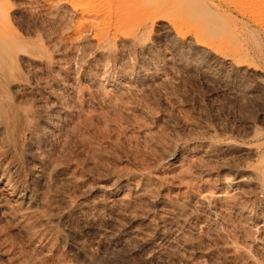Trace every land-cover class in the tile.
<instances>
[{"label":"rangeland","instance_id":"rangeland-1","mask_svg":"<svg viewBox=\"0 0 264 264\" xmlns=\"http://www.w3.org/2000/svg\"><path fill=\"white\" fill-rule=\"evenodd\" d=\"M154 1L116 30L120 0H0L9 79L0 99L22 125L14 124L18 134L0 128V187L24 182L33 167L46 170L37 181L42 187L35 185L42 203L29 209L13 196L0 207V264H264V12H250L247 0H188L204 2L211 19L222 21L223 36L237 46L230 51L246 68L236 74L209 67L151 27L164 15L172 32L190 29L194 22L182 15L187 0H157L164 6L155 14ZM81 8L95 15L80 17ZM146 21L150 26H141ZM133 33L144 34L150 47L129 46L124 37ZM17 82L28 85L26 100ZM37 121L44 133L31 126ZM27 132L43 139L31 134L28 145ZM228 142L235 148L219 154ZM124 178L130 186L121 185ZM142 185L152 188L140 193ZM162 216L172 221L156 223Z\"/></svg>","mask_w":264,"mask_h":264},{"label":"bare ground","instance_id":"bare-ground-1","mask_svg":"<svg viewBox=\"0 0 264 264\" xmlns=\"http://www.w3.org/2000/svg\"><path fill=\"white\" fill-rule=\"evenodd\" d=\"M81 1V0H80ZM93 1V0H92ZM115 1V0H114ZM149 0H120V2H119V6H118V9H119V11H120V14H121V17H120V19L118 20V22H116V26H115V28L114 29H116V30H120V28H121V26L125 23V21L129 18V15L131 14V13H133L135 10H138L139 8H143V9H145V6L146 5H150V2H148ZM159 1V0H158ZM176 1V0H175ZM174 1V2H175ZM178 1V0H177ZM186 1V0H185ZM190 1H193V0H190ZM198 1V0H197ZM197 1H195L196 3H192V2H189L188 0H187V2H189L190 4L189 5H186L185 6V8L183 7V6H181L182 8H184V9H182V15L183 16H185L186 18H188V19H190L191 20V22L193 23L194 22V24L193 25H191V27H190V29H188V30H185L184 32H181V30H177V32L176 33H174V32H172L173 30V28L171 29V24L169 25V22L166 20V18H165V16L164 15H161V17L159 16V18H157L156 20H153V22L154 23H152V25H151V27L153 28V26H155V29H156V31H158L159 33H163L164 34V36L165 35H170L171 37H172V39L171 40H174V42H180V46H179V44H178V46H179V48L181 47V48H187V49H189L188 51L190 52H192V54L196 57V56H198V57H201V59L203 58L204 59V62L207 64V65H209V67H210V65H212V64H214L215 66H218L219 68H220V70H222V71H232L233 73H236V74H238V73H240V72H244L245 70H246V68H244V65H242L241 63H240V61L238 60V57L236 56V54H235V52H231L234 48H236L235 46H234V44H233V41H232V39H229V38H227V37H224L223 36V34H224V32L225 31H223V29H222V27L224 26V25H222V26H220L221 24H223V23H221L222 21H220L219 22V24L217 23V18L213 21L212 19H211V15H213L212 13H213V9H211L212 10V12H211V10H210V7L208 8V10L207 9H204L203 8V3L201 4V6H199L198 4H200V3H198ZM200 1H203V0H200ZM248 2H247V8H248V10L250 11V12H252V13H254V12H256V10L258 9V10H260V11H262V12H264V0H247ZM89 2V1H88ZM155 2H156V4H157V0H155L154 1V7H151L152 9V12L155 14V13H158L162 8H163V6H164V4H159L158 6H156L155 5ZM172 2V1H171ZM178 2H180V1H178ZM194 2V1H193ZM81 3V2H80ZM86 3V2H85ZM96 3V2H95ZM97 3H98V1H97ZM173 3V2H172ZM171 3V4H172ZM181 3V2H180ZM183 3V2H182ZM89 4V3H88ZM87 4V5H88ZM105 4V3H104ZM176 4H178L177 2H176ZM184 4H186V3H184ZM89 5H92L91 3L89 4ZM152 5V4H151ZM84 6V5H83ZM95 6V5H94ZM97 6V5H96ZM100 6V5H99ZM178 6V5H177ZM180 6V5H179ZM62 7V6H61ZM90 7H92V6H90ZM103 7V6H102ZM171 7V6H170ZM174 7V9H175V6H173ZM86 8V7H85ZM149 9H150V6L148 7ZM169 8V7H168ZM172 8V7H171ZM177 8V7H176ZM91 9V8H90ZM94 9V8H93ZM98 9V8H97ZM203 11H202V10ZM68 10V9H67ZM95 10H96V8H95ZM94 10V11H95ZM111 10V9H110ZM109 10V11H110ZM142 10V9H141ZM205 10V11H204ZM100 11V10H99ZM149 12V11H148ZM166 12H168V11H166ZM211 12V13H210ZM87 13H91L90 12V10L88 9V10H86V9H84V8H81V9H79V14H80V17H83V18H86L85 17V14H87ZM98 14V13H97ZM102 14V13H101ZM204 14H206V15H209V14H211V15H209V17L207 16H205ZM93 15H95L94 13L92 14V16ZM108 15V14H107ZM106 15V16H107ZM204 15V16H203ZM216 15V14H215ZM87 16V15H86ZM90 16H91V14H90ZM91 16V17H92ZM104 15H102V17H103ZM89 17V16H88ZM212 17H214V16H212ZM216 17H218L217 15H216ZM151 18V17H150ZM180 18V17H179ZM207 18V19H206ZM209 18V19H208ZM215 18V17H214ZM213 18V19H214ZM147 19V18H146ZM152 19V18H151ZM170 19V18H169ZM187 19V20H188ZM212 21H211V20ZM219 19V18H218ZM87 20H88V18H87ZM108 20V19H107ZM184 20V19H183ZM186 20V21H187ZM190 20H189V22H190ZM89 22L91 21V20H88ZM93 21H95V20H93L92 19V22ZM117 21V20H116ZM172 21V20H171ZM179 21V20H178ZM185 21V20H184ZM219 21V20H218ZM78 22V21H77ZM89 22H88V24H89ZM141 22H143V20H141ZM140 22V23H141ZM147 22L148 21H146V25H143L142 23V25L141 26H148L147 25ZM188 22V21H187ZM252 22H254V21H252ZM94 23V22H93ZM192 23H190V24H192ZM90 24H92V23H90ZM95 24H97V22H95ZM99 24V23H98ZM126 24V23H125ZM145 24V23H144ZM99 25H102V24H99ZM96 26V25H95ZM150 26V25H149ZM96 27H98V26H96ZM95 27V28H96ZM139 27V26H138ZM225 27V26H224ZM111 28V27H110ZM142 28V27H141ZM98 29L99 28H97L96 30L98 31ZM139 29V28H138ZM149 29V28H148ZM151 29V28H150ZM154 29V28H153ZM102 30V29H101ZM135 30V29H134ZM107 31V30H106ZM115 31V30H114ZM139 31V30H138ZM145 31L147 32V30L145 29ZM152 31V30H151ZM151 31H149V32H151ZM111 32V31H110ZM129 32V31H128ZM127 32V33H128ZM131 32H133L132 30H131ZM157 32V33H158ZM126 33V34H127ZM130 33V32H129ZM137 33V32H136ZM106 34H107V32H106ZM131 34V33H130ZM140 34V33H139ZM136 35V34H132V36L131 35H128V37L126 36V37H124L125 38V40H127L128 41V44H129V46L130 45H134V44H136L137 43V45H139L141 48H146L147 49V47L149 46L150 47V45H151V43L150 42H147L146 40H145V38H143V36L142 35H144V34H141V35ZM150 33H148V35H149ZM154 34V33H153ZM152 34V35H153ZM147 35V36H148ZM170 36H168L169 38H170ZM121 37H123L122 35L120 36V39H121ZM150 36H148V38L146 37V39H150L149 38ZM155 37V36H154ZM165 37H167V36H165ZM124 38H122V39H124ZM151 40V39H150ZM153 40V39H152ZM158 40V39H157ZM241 40V39H240ZM153 42V41H152ZM167 42V41H166ZM173 42V41H172ZM171 42V43H172ZM105 43V42H104ZM122 43V42H121ZM120 43V44H121ZM150 44V45H149ZM6 41H1L0 40V85H1V87L3 86V82H5L6 80H9V79H7L6 78V80H4L5 79V77H6ZM122 45V44H121ZM123 46V45H122ZM128 46V45H127ZM129 46H128V48H129ZM139 47V48H140ZM174 47V46H173ZM17 49H16V51L18 50V48L19 47H16ZM127 48V49H128ZM137 48H138V46H137ZM169 48H171V46L169 47ZM180 48V49H181ZM135 49V48H134ZM186 49V50H187ZM19 50H21V49H19ZM18 50V51H19ZM30 50V49H29ZM138 50V49H137ZM136 50V51H137ZM184 50V49H183ZM231 50V51H230ZM15 51V52H16ZM33 51V50H32ZM124 51V50H123ZM140 52H142V50H139ZM144 51V50H143ZM149 51H150V49H149ZM179 51H181V50H179ZM187 51V52H188ZM147 52V51H146ZM131 53V52H130ZM185 53V52H184ZM110 54V53H109ZM176 55H177V57L180 59L181 58V54H180V52H176L175 53ZM116 55V54H115ZM156 55V54H155ZM21 56V55H20ZM158 56V55H157ZM175 56V55H174ZM193 56V57H194ZM152 57V56H151ZM185 57H186V54H185ZM175 58V57H174ZM186 58H188V57H186ZM128 59V58H127ZM126 59V60H127ZM130 59V58H129ZM194 58H192L191 60H193ZM202 59V60H203ZM132 60V59H131ZM188 60V59H187ZM195 60V59H194ZM179 61V60H178ZM180 61H181V59H180ZM130 62V61H129ZM171 62V61H170ZM177 62V61H176ZM184 62V61H183ZM182 62V63H183ZM188 62V61H187ZM203 62V61H202ZM122 63V62H121ZM188 63H191L190 61L188 62ZM41 65V64H40ZM213 65V66H214ZM173 67V66H172ZM180 68V67H179ZM208 68V67H207ZM129 69V68H128ZM192 69V68H191ZM202 70V69H201ZM162 71V70H161ZM191 71V70H190ZM210 71V70H209ZM213 71V70H212ZM157 72V71H156ZM187 72V71H186ZM188 73V72H187ZM212 73V72H211ZM15 74V73H14ZM149 74V73H148ZM228 75V74H227ZM21 76V75H20ZM218 76V75H217ZM149 77V76H148ZM207 77V76H206ZM238 78V77H237ZM241 78H243V77H241ZM11 79V78H10ZM141 79V78H140ZM214 80V79H213ZM240 80V79H239ZM242 80V79H241ZM11 81V80H10ZM9 81V82H10ZM15 81V80H14ZM153 81V80H152ZM244 81V80H243ZM249 81V80H248ZM243 84V83H242ZM14 85H15V90L17 89V90H19V91H22V95H23V100H26L25 98H27L28 96H29V93H28V85L26 84V83H24V82H17V83H14ZM241 85V84H240ZM243 86H244V84H243ZM6 89V88H5ZM258 89V88H257ZM240 91V90H239ZM19 95V94H18ZM257 95V94H256ZM20 96V95H19ZM41 96V95H40ZM255 96V95H254ZM0 97H1V95H0ZM22 97V96H21ZM20 97V98H21ZM248 97V96H247ZM19 98V97H18ZM21 99V100H22ZM17 101V100H16ZM39 105V104H38ZM23 106V105H22ZM15 107V106H14ZM39 107V106H38ZM22 111V110H21ZM14 112H15V110L12 108V107H9V106H7L6 104H4L2 101H1V99H0V128H2V130H3V132L5 131L6 132V130L8 129H6V127L7 126H10V128L11 129H13V128H15L14 127V124H16V123H14V121L16 120V119H14L15 117H14ZM19 114H21L20 112H18ZM17 113V114H18ZM46 113V112H45ZM23 114V113H22ZM29 114V113H28ZM39 114H40V112H39ZM253 114V113H252ZM23 115H25V113L23 114ZM30 115V114H29ZM19 116L22 118V116L21 115H18V117L17 118H19ZM54 116V115H53ZM38 119H39V117H38ZM54 119V118H53ZM53 119H52V121H53ZM32 120V119H31ZM20 121V120H19ZM55 121V120H54ZM38 122V121H37ZM32 123L31 124V126H35L38 130H39V127L41 126V125H39V122L38 123ZM51 122V121H50ZM50 122H47V123H50ZM19 124H20V122H18ZM17 123V124H18ZM23 123V122H22ZM27 123V122H26ZM25 122H24V124H26ZM51 123H53V122H51ZM50 123V124H51ZM16 124V125H17ZM18 124V125H19ZM42 124V123H41ZM45 125V124H44ZM44 125H42V126H44ZM47 125V124H46ZM55 125V124H54ZM22 125L20 124V126H19V128L17 127L16 128V130H18V129H21L20 127H21ZM25 126V125H24ZM28 126V125H27ZM41 126V127H42ZM30 127V126H29ZM34 127V128H35ZM51 127V126H50ZM57 127V126H56ZM35 128V129H36ZM47 128V127H46ZM24 129V128H23ZM36 129V130H37ZM42 129H43V127H42ZM41 129V130H42ZM45 129V128H44ZM43 129V130H44ZM48 129V128H47ZM54 129V128H53ZM246 129V128H245ZM2 130L0 129V136H5V135H1V134H3V133H1L2 132ZM14 131H15V129H13ZM29 130V129H28ZM50 130V129H49ZM9 131V130H8ZM32 131V130H31ZM40 131V130H39ZM52 131V130H51ZM197 131V130H196ZM16 132V134H18L17 133V131H15ZM36 132V131H35ZM38 132V131H37ZM36 132V133H37ZM41 133L43 132V131H40ZM40 132H38V133H40ZM46 132V131H45ZM28 133V132H27ZM44 133V132H43ZM73 133V132H72ZM246 133V132H245ZM248 133H250L249 131H248ZM259 133H260V131H259ZM262 133V132H261ZM32 133H28L27 135H28V139L30 140H28L29 142H28V145H30V144H32L33 143V141L32 140H34L36 137L38 138V137H40L39 138V141H41L40 139H43L42 137H41V135L40 136H37L36 135V137H35V133H33L34 134V137L31 135ZM67 134V133H66ZM204 134V133H203ZM11 135V134H10ZM9 135V136H10ZM14 135V134H13ZM44 135V134H43ZM209 135V134H208ZM258 134L256 133V131H254L253 132V137L254 136H257ZM18 136V135H17ZM56 136V135H55ZM261 136H262V134H261ZM33 137V138H32ZM260 137V136H259ZM258 137V138H259ZM3 139H5L4 137H2ZM2 138H0V139H2ZM10 138V137H9ZM21 138H22V136H21ZM32 139V140H31ZM261 139V138H260ZM6 140V139H5ZM14 140V139H13ZM18 140H19V138H18ZM18 140H16V141H18ZM21 140V139H20ZM27 140V139H26ZM37 140V139H36ZM35 140V141H36ZM8 141H9V139H8ZM50 142V141H49ZM6 143V142H5ZM8 143V142H7ZM10 143V142H9ZM27 143V141L26 142H24V144L25 145H27L26 144ZM19 144V143H18ZM23 144V145H24ZM7 145V144H6ZM42 145V144H41ZM209 145V144H208ZM212 145V144H211ZM198 146V145H197ZM196 146V147H197ZM201 146V145H200ZM212 146H214V145H212ZM45 147V146H44ZM199 147V146H198ZM197 147V148H198ZM211 147V146H210ZM210 147L209 148H207V149H210ZM218 146H216V148H217ZM234 146H233V144H231L230 142H228V143H226L225 145H223V146H220V148H219V152L217 151V150H214L213 151V153H215V151H217L219 154L220 153H228L230 150H232V148H233ZM31 148V147H30ZM37 148V147H36ZM191 148V147H190ZM201 148V147H200ZM199 148V149H200ZM212 149H214L213 147H211ZM235 148V147H234ZM25 149H27V148H25ZM24 149V150H25ZM57 149V148H56ZM94 149V148H93ZM194 149H196V148H194ZM202 149L203 148H201V151H202ZM206 151H208L207 149H206V147L204 148ZM218 149V148H217ZM243 149H246L247 150V152H249L248 154L249 155H254L255 153H256V149H254V148H243ZM242 149V150H243ZM42 150V149H41ZM211 150V149H210ZM246 150H244V152L246 151ZM13 151V150H12ZM49 151V150H48ZM59 151V150H58ZM198 151V150H197ZM204 151V150H203ZM205 151V152H206ZM200 152V151H199ZM198 152V153H199ZM205 152H203V153H205ZM12 153V152H11ZM14 153V152H13ZM201 153V152H200ZM202 153V154H203ZM211 153V152H210ZM212 153V154H213ZM1 154H2V152H1ZM41 154V153H40ZM39 154V155H40ZM46 154V153H45ZM92 154V153H91ZM184 154V153H183ZM192 154V153H191ZM201 154V155H202ZM258 154V153H257ZM204 155V154H203ZM209 155V154H208ZM7 156V155H6ZM189 156V155H188ZM200 156V155H199ZM209 156H211V155H209ZM40 157V156H39ZM85 157V156H84ZM198 157V156H197ZM197 157H196V159H197ZM93 158V157H92ZM185 158V157H184ZM190 158H194V157H190ZM200 158H202V156H200ZM227 158V157H226ZM90 159V158H89ZM88 159V160H89ZM94 159V158H93ZM101 159V158H100ZM180 159V158H179ZM186 159V158H185ZM218 159H219V157H218ZM28 160V159H27ZM87 160V161H88ZM91 160V159H90ZM198 161L200 160V159H197ZM197 160H195V161H197ZM202 160V159H201ZM217 160V159H216ZM56 161H57V159H56ZM86 161V162H87ZM179 161V160H178ZM40 162V161H39ZM41 162H42V160H41ZM59 162V161H58ZM262 162V161H261ZM43 163V162H42ZM46 163V162H45ZM177 163V162H176ZM179 163V162H178ZM27 164H29V163H27ZM39 163H37V164H35V165H38ZM52 164V163H51ZM61 164V163H60ZM174 164V163H173ZM185 164V163H184ZM189 164V163H188ZM192 164V163H191ZM202 164V163H201ZM40 165H43V164H40ZM44 165H46V164H44ZM43 165V166H44ZM55 165H56V163H55ZM59 165V164H58ZM95 165V164H94ZM113 165V164H112ZM180 164H178V166H179ZM183 165V164H182ZM181 165V166H182ZM197 165V164H196ZM195 165V166H196ZM226 165V164H225ZM256 165V164H255ZM28 166V165H27ZM31 166V165H30ZM47 166V165H46ZM48 166H49V164H48ZM106 166V165H105ZM176 166V165H175ZM180 166V167H181ZM185 165H183L182 167H184ZM192 166V168H193V165H189V167H191ZM194 166V167H195ZM264 166V165H263ZM4 167V166H3ZM2 167V168H3ZM39 167H41V166H39ZM45 167V166H44ZM51 167V166H50ZM55 167V166H54ZM112 167V166H111ZM174 167V166H173ZM189 167L187 168V170L189 169ZM198 167H200L199 166V163H198ZM49 168V167H48ZM258 168H260V166L258 167ZM33 170H31L30 171V169H29V171L30 172H28V177L24 180V182H21V183H19V184H17L16 183V185L15 186H13V187H6V186H8V185H5V187L2 185V187H0V207L1 208H5V210H6V203H8L10 200L12 201V200H14V199H12V197L14 196V197H16V199H18L19 201H20V203H22L23 205H25V206H27V207H29V206H34V208L36 207V206H38L40 203H42V201H43V193L41 194V196H40V194H38V192L36 191V187H37V189H38V184H36V183H39V182H37L38 181V178H39V176L42 174V173H45L44 172V170H45V168H44V170L42 169V167L41 168H39L38 169V166H37V169H35L34 167L32 168ZM93 169V168H92ZM179 169V168H178ZM182 169V168H181ZM199 169H201V168H199ZM256 169V168H255ZM59 170V169H58ZM190 170V169H189ZM260 170H261V173H260V175L261 176H263L262 178H264V167H262V168H260ZM0 171H1V169H0ZM46 171V170H45ZM49 171V170H48ZM51 171V170H50ZM72 171V170H71ZM180 171V170H179ZM183 171H184V173L186 172L187 173V171H185V167L183 168ZM205 171V170H204ZM244 171V170H243ZM89 172V171H88ZM178 172V171H177ZM190 172V171H189ZM188 172V173H189ZM236 172V171H235ZM249 172H250V174L251 173H253V174H256V172L254 171V172H252V171H250L249 170ZM6 173V172H5ZM15 173V172H14ZM46 173H48V172H46ZM66 173V172H65ZM2 174H4V173H2ZM58 174V173H57ZM68 174H71V172L70 173H68ZM68 174H66V175H68ZM1 175V174H0ZM12 175V174H11ZM45 175V174H44ZM122 175V174H121ZM147 175V174H146ZM238 175H239V173H238ZM237 175V176H238ZM247 175H248V173H247ZM4 176V175H3ZM2 175H1V177H3ZM21 176V175H20ZM46 177H47V175H45ZM100 176V175H99ZM134 176V175H133ZM133 176H130V177H133ZM136 176V175H135ZM181 176V175H180ZM179 176V177H180ZM187 176V175H186ZM19 177V176H18ZM127 177H129V176H127ZM161 177H162V175H161ZM221 177V176H220ZM239 177H241V175L239 176ZM243 177V176H242ZM241 177V178H242ZM249 177V176H248ZM251 177V176H250ZM249 177V178H250ZM45 178V177H44ZM69 178V177H68ZM113 178V177H112ZM141 178V177H140ZM139 177L137 178V179H140ZM143 178V177H142ZM187 178V177H186ZM185 178V179H186ZM244 178V177H243ZM261 178V179H262ZM1 179V178H0ZM4 179V178H3ZM6 179V178H5ZM50 179V178H49ZM72 179H74V177L72 178ZM117 179V178H116ZM125 179V178H124ZM131 179H133V178H131ZM135 179H136V177H135ZM134 179V181H139V180H135ZM147 179V178H146ZM145 179V176H144V179L143 180H146ZM185 179H184V181H185ZM192 179V178H191ZM238 179V178H237ZM259 179V178H258ZM15 180V179H14ZM45 179H43V181H44ZM122 180V179H121ZM188 180V179H187ZM239 180V179H238ZM242 180V179H241ZM260 180V179H259ZM264 180V179H263ZM8 181V180H7ZM10 181H12V180H10ZM23 181V180H22ZM40 181V180H39ZM54 181V180H53ZM76 181V180H75ZM95 181H97V180H95ZM153 181V180H152ZM179 181V180H178ZM240 181V180H239ZM243 181V180H242ZM245 181V180H244ZM262 181V180H261ZM55 182V181H54ZM119 182V181H118ZM130 182H132L131 180H130ZM136 182V183H137ZM142 182H144V181H142ZM191 181H189V183H190ZM195 182V181H194ZM193 182V184H195ZM214 182V181H213ZM247 182V181H246ZM260 182V181H259ZM133 183V182H132ZM145 183H146V181H145ZM144 183V184H145ZM226 183V182H225ZM237 183V182H236ZM1 184V183H0ZM2 184H3V181H2ZM8 184H9V181H8ZM12 184V183H11ZM41 184V182L39 183V185ZM42 184H44V182L42 183ZM73 184H75V183H73ZM82 184V183H81ZM119 184V183H118ZM139 184V183H138ZM138 184H136V188H137V185ZM141 184H143V183H141ZM151 184V183H150ZM179 184V183H178ZM191 184V183H190ZM190 184H188L189 186H191ZM198 184V183H197ZM204 184V183H203ZM35 185H37L36 187H35ZM113 185V184H112ZM121 185H124V186H130V183H129V181L127 180V179H125V180H123V184H121ZM134 186L132 187V189H134L135 188V183L133 184ZM152 185V184H151ZM151 185H149V186H147V185H142V186H140V188H138V189H140L139 191H140V193H141V190L143 191V193L145 192L146 193V191H147V188H152L151 187ZM201 185V184H200ZM207 185V184H206ZM223 185V184H222ZM230 184L228 183V186H229ZM1 186V185H0ZM41 186V185H40ZM51 186V185H50ZM53 186V185H52ZM154 186V185H153ZM157 186H159V185H157ZM188 186V187H189ZM194 186V185H193ZM193 186H191V187H193ZM203 186V185H202ZM42 187V186H41ZM80 187H82V186H80ZM145 187H147L146 189H145ZM257 187V186H256ZM125 189H126V191H128V187L126 188V187H124ZM123 188V189H124ZM153 188H155V187H153ZM199 188V187H198ZM40 189V188H39ZM55 189V188H54ZM82 189V188H81ZM85 189V188H84ZM90 189V188H89ZM124 189V190H125ZM131 189V188H130ZM137 189V190H138ZM186 189V188H185ZM194 189V188H193ZM255 189V188H254ZM41 190H43L42 188H41ZM78 190V189H77ZM91 190V189H90ZM148 190H150V189H148ZM204 190V189H203ZM46 191V190H45ZM52 191V190H51ZM139 191H136L135 192V190H133L131 193H133L134 194V192L135 193H139ZM154 191V190H153ZM186 191V190H185ZM211 191V190H210ZM220 191V190H219ZM42 192V191H41ZM58 192V191H57ZM110 192H112V191H110ZM118 192V191H117ZM122 192V191H121ZM120 192V193H121ZM124 192V191H123ZM150 192H152V191H150ZM196 192V191H195ZM125 193V192H124ZM130 193V192H129ZM130 193V194H131ZM147 193H149V191L147 192ZM182 193V192H181ZM46 194V193H45ZM110 194V193H109ZM133 194H132V196H133ZM97 195V194H96ZM127 195V194H126ZM138 195H140V194H138ZM151 195H152V193H151ZM155 195H156V193H155ZM166 195V194H165ZM164 195V196H165ZM177 195V194H176ZM100 196V195H99ZM114 195H111V198L113 197ZM118 196H119V193H118ZM123 196H124V194H123ZM130 196V195H129ZM144 196V195H143ZM149 196H150V194H149ZM46 197V196H45ZM57 197V196H56ZM70 197H72V196H70ZM110 197V196H109ZM136 197H138V196H136ZM141 197H142V195H141ZM140 197V198H141ZM145 197V196H144ZM218 197V196H217ZM52 198V197H51ZM65 198V197H64ZM67 198H69V197H67ZM122 198V197H121ZM135 198V196H133V198H131V199H134ZM219 198V197H218ZM217 198V199H218ZM66 199V198H65ZM64 199V200H65ZM70 199V198H69ZM123 199V198H122ZM138 199V198H137ZM137 199H135V200H137ZM144 199H147L146 197L144 198ZM160 199V198H159ZM182 199V198H181ZM220 199H221V197H220ZM45 200V199H44ZM116 200V199H115ZM126 200V199H125ZM127 200H129V199H127ZM138 200H140V199H138ZM138 200L136 201V202H133V203H137L138 202ZM166 200V199H165ZM179 200V199H178ZM10 201V202H11ZM59 201V200H58ZM62 201V200H61ZM71 201V200H70ZM99 201H101V200H99ZM116 201H118V199L116 200ZM121 201V200H120ZM123 202H124V200H122ZM121 201V202H122ZM133 201V200H132ZM132 201H130L129 200V202H132ZM167 201H170V199L168 200L167 199ZM184 201V200H183ZM216 201V200H215ZM232 201V200H231ZM238 201V200H237ZM60 202V201H59ZM73 202V201H72ZM89 202H91L90 200H89ZM96 202V201H95ZM126 202H128V201H126ZM161 202V201H160ZM224 202V201H223ZM46 203V202H45ZM51 203V202H50ZM70 203V202H69ZM85 203V202H84ZM88 203V202H87ZM112 203V202H111ZM118 203H120V202H118ZM153 203V202H152ZM166 203V202H165ZM165 203H163V205L165 204ZM187 203V202H186ZM186 203H185V205H186ZM17 204V203H16ZM16 204L14 203V205L16 206ZM65 204H66V202H65ZM91 204V203H90ZM106 204V203H105ZM115 204V203H114ZM138 204V203H137ZM136 204V205H137ZM139 204H141V203H139ZM167 204H168V202H167ZM177 204V203H176ZM196 204V203H195ZM13 205V206H14ZM18 205H20V204H18ZM52 205V204H51ZM68 205V204H67ZM110 205V204H109ZM125 206H127L126 204H124ZM168 205H170V203L168 204ZM181 205L182 204H180V207H181ZM43 206V205H42ZM45 206V205H44ZM74 206V205H73ZM117 206V205H116ZM132 206H134V205H132ZM155 206V205H154ZM176 206V205H175ZM232 206V205H231ZM39 207H41V205L39 206ZM46 207V206H45ZM72 207V206H71ZM70 207V208H71ZM91 207V206H90ZM129 207V206H128ZM135 207V206H134ZM144 207V206H143ZM146 207V206H145ZM162 207V206H161ZM160 207V208H161ZM165 207V206H164ZM179 207V206H178ZM198 207V206H197ZM234 207V206H233ZM21 208H23V207H21ZM31 207H29V209H30ZM38 208V207H37ZM110 208V207H109ZM149 208V207H148ZM8 209V208H7ZM19 209V208H18ZM28 208H26V207H24V211L25 210H27ZM47 209V208H46ZM52 209V208H51ZM62 209V208H61ZM94 209V208H93ZM167 209V208H166ZM177 209V208H176ZM189 209V208H188ZM187 209V210H188ZM20 210V209H19ZM124 210V209H123ZM172 210V209H171ZM209 210V209H208ZM15 211H17V210H15ZM29 211V210H28ZM28 211H27V213H28ZM31 211V210H30ZM29 211V214H31V212ZM78 211V210H77ZM98 211V210H97ZM121 211V210H120ZM176 212H177V210H175ZM184 211V210H183ZM2 212V211H1ZM6 212V211H5ZM19 212V211H18ZM57 212V211H56ZM69 212V211H68ZM70 212H71V210H70ZM123 212V211H122ZM212 212V211H211ZM11 213V212H10ZM9 213V214H10ZM67 213V212H66ZM89 213V212H88ZM161 213V212H160ZM162 213H164V212H162ZM161 213V214H162ZM179 213V212H178ZM17 214V213H16ZM167 214H168V211H167ZM169 214H170V212H169ZM183 214V213H182ZM186 214V213H185ZM244 214V213H243ZM11 215V214H10ZM28 215V214H27ZM41 215V214H40ZM67 215V214H66ZM93 215H94V213H93ZM101 215V214H100ZM175 215H176V213H175ZM179 215V214H178ZM240 215H242V214H240ZM7 216V215H6ZM19 216V215H18ZM36 216V215H35ZM42 216V215H41ZM58 216V215H57ZM156 217H157V215H155ZM2 217V216H1ZM23 217H26V219H28L27 218V216H23ZM32 216H30V218H31ZM158 217H159V215H158ZM176 217V216H175ZM221 217V216H220ZM5 218V217H4ZM19 218V217H18ZM22 218V217H21ZM65 218V217H64ZM95 218V217H94ZM32 219V218H31ZM152 219V218H151ZM154 219V218H153ZM157 219V218H156ZM161 219V220H160ZM159 220H158V222H156V223H159V222H163V224H164V222L165 221H168V222H171L172 221V219H170L169 218V216L167 217V216H162L161 218H160ZM8 220V219H7ZM10 220V219H9ZM19 220H20V218H19ZM50 220V219H49ZM55 220H56V218H55ZM54 220V221H55ZM67 220V219H66ZM97 220V219H96ZM31 221V220H30ZM50 221H53V220H50ZM152 221V220H151ZM23 222V221H22ZM21 222V223H22ZM74 222V221H73ZM167 222V223H168ZM175 222V221H174ZM174 222H172V223H174ZM243 222V221H242ZM45 223V222H44ZM5 224V223H4ZM39 224V223H38ZM149 224V223H148ZM147 224V225H148ZM153 224V223H152ZM162 224V223H161ZM202 224V223H201ZM174 225V224H173ZM1 226V225H0ZM160 226H162V225H160ZM177 226V225H176ZM176 226H175V228H176ZM179 226H181V225H179ZM178 226V227H179ZM244 226V225H243ZM47 227V226H46ZM149 227H150V225H149ZM170 227V226H169ZM171 227H173V226H171ZM161 228V227H160ZM180 228V227H179ZM157 229V228H156ZM158 229H159V226H158ZM178 229V228H177ZM143 230V229H142ZM151 230H153V229H151ZM162 230V229H161ZM161 230H160V232H161ZM134 231H136V229L134 230ZM40 232V231H39ZM138 232H140V231H138ZM142 232V231H141ZM134 233V232H133ZM146 233V232H145ZM155 233H157V232H155ZM163 233H164V231H163ZM170 233V232H169ZM173 233V232H172ZM146 234H148V233H146ZM158 234V233H157ZM157 234H156V236H157ZM159 235V234H158ZM171 235V234H170ZM175 235H177L176 233H175ZM182 235V234H181ZM180 235V236H181ZM104 236V235H103ZM160 236V235H159ZM174 236V235H173ZM133 237V236H132ZM140 237V236H139ZM155 237V236H154ZM169 237V236H168ZM49 238V237H48ZM134 238V237H133ZM158 238V237H157ZM182 238V237H181ZM159 239V238H158ZM161 239V238H160ZM168 239H170V238H168ZM254 239V238H253ZM171 240H173V239H171ZM241 240V239H240ZM140 241V240H139ZM169 241V240H168ZM167 241V242H168ZM224 241V240H223ZM248 241H250V240H248ZM127 242V241H126ZM150 242H151V240H150ZM253 243V242H252ZM151 244H153V242L151 243ZM156 244V243H155ZM164 244V243H163ZM175 244V243H174ZM103 245V244H102ZM176 245V244H175ZM69 246V245H68ZM120 246V245H119ZM151 246V245H150ZM170 246V245H169ZM144 247V246H143ZM149 247V246H148ZM173 247V246H172ZM184 247V246H183ZM127 248V247H126ZM147 248V247H146ZM176 249V248H175ZM179 249V248H178ZM232 249V248H231ZM50 250V249H49ZM171 250V249H170ZM258 250V249H257ZM143 251V250H142ZM184 251V250H183ZM157 252V251H156ZM214 252V251H213ZM182 253V252H181ZM215 253V252H214ZM109 254V253H108ZM147 254V253H146ZM151 254V253H150ZM241 254V253H240ZM175 255V254H174ZM150 256V255H149ZM177 256V255H176ZM240 256V255H239ZM159 257V256H158ZM178 257V256H177ZM180 257V256H179ZM182 257V256H181ZM187 257V256H186ZM176 258V257H175ZM181 259V258H180ZM155 260V259H154ZM181 260H183V258L181 259ZM242 260V259H241ZM151 261V260H150ZM244 261V260H243ZM184 262H186V261H184ZM189 263V262H188ZM245 263V262H244ZM187 264V263H186Z\"/></svg>","mask_w":264,"mask_h":264}]
</instances>
